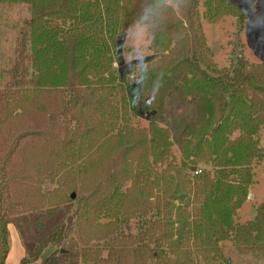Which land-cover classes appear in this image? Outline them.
I'll list each match as a JSON object with an SVG mask.
<instances>
[{
  "label": "trees",
  "instance_id": "obj_1",
  "mask_svg": "<svg viewBox=\"0 0 264 264\" xmlns=\"http://www.w3.org/2000/svg\"><path fill=\"white\" fill-rule=\"evenodd\" d=\"M200 1L0 0L29 8L0 77V264L10 223L72 201L84 264H216L222 241L264 260V201L235 217L257 167L264 176V64L218 69ZM132 18L148 24L154 56L120 77L117 42ZM172 90L197 108L179 157L156 121ZM138 113L152 115L146 127ZM29 166L55 187L42 191ZM66 229L48 227L18 264L48 245L41 264H58Z\"/></svg>",
  "mask_w": 264,
  "mask_h": 264
},
{
  "label": "rangeland",
  "instance_id": "obj_2",
  "mask_svg": "<svg viewBox=\"0 0 264 264\" xmlns=\"http://www.w3.org/2000/svg\"><path fill=\"white\" fill-rule=\"evenodd\" d=\"M166 1L171 3V0ZM199 11L205 41L212 51V60L218 69H226L237 60H245L251 66L264 64V0H201ZM28 15L29 8L25 3L0 2V77L7 76L6 71L15 56L17 31ZM128 24L118 39L113 66L120 77L123 75L130 77L137 73L139 65L154 56L152 34L148 24L138 18H132ZM2 81L1 78L0 88L3 86ZM196 115L195 103H182L175 90L164 99L156 121L161 127L168 128L173 141L172 150L176 157H179L177 139L181 130L186 125L192 124ZM151 119L150 113H138L133 118V122L146 127ZM260 137L263 144L264 128ZM205 167L200 165L196 169L199 171ZM27 173L31 175L40 173L43 176L44 181L39 185L42 191L55 187L41 173L40 167L29 166ZM255 174L249 190L250 196L235 213L238 222L253 218L256 204L264 201V176L258 167ZM74 205L75 202L72 201L57 207L45 208L41 212L29 213L25 217L21 215L15 222L10 223L8 232L11 247L8 262L11 263L19 257V250L25 256L27 249L37 245L47 228L61 220L66 223L67 229L59 246L65 255H57L58 264H84L80 254L81 240L78 237L73 214ZM122 232L135 233L133 224L129 227L123 226ZM220 245L223 254L217 259L216 264H264L262 257L250 252L242 253L235 249L230 241H222ZM54 250V246L48 245L43 249L41 258L30 263L41 264V260L51 255Z\"/></svg>",
  "mask_w": 264,
  "mask_h": 264
},
{
  "label": "crops",
  "instance_id": "obj_3",
  "mask_svg": "<svg viewBox=\"0 0 264 264\" xmlns=\"http://www.w3.org/2000/svg\"><path fill=\"white\" fill-rule=\"evenodd\" d=\"M11 247V246H10ZM20 249V248H19ZM10 251V250H9ZM10 253V252H9ZM9 253L7 254V258H6V264H18V262H19V260L23 257V255H22V251L21 250H19V257L15 260V261H12L11 263H9L8 262V255H9ZM27 264H33V263H27Z\"/></svg>",
  "mask_w": 264,
  "mask_h": 264
},
{
  "label": "water",
  "instance_id": "obj_4",
  "mask_svg": "<svg viewBox=\"0 0 264 264\" xmlns=\"http://www.w3.org/2000/svg\"><path fill=\"white\" fill-rule=\"evenodd\" d=\"M242 16H243V15H241V17H242ZM154 112H155V111L153 110V111H152V113H154ZM74 195H75V194H74V193H72V195H71V198H73V197H74ZM249 196H250V193H248V195H247V198H248Z\"/></svg>",
  "mask_w": 264,
  "mask_h": 264
},
{
  "label": "clouds",
  "instance_id": "obj_5",
  "mask_svg": "<svg viewBox=\"0 0 264 264\" xmlns=\"http://www.w3.org/2000/svg\"><path fill=\"white\" fill-rule=\"evenodd\" d=\"M146 54V53H145Z\"/></svg>",
  "mask_w": 264,
  "mask_h": 264
}]
</instances>
